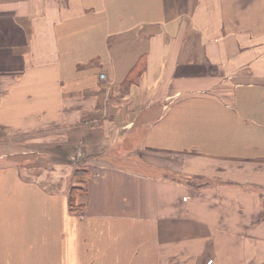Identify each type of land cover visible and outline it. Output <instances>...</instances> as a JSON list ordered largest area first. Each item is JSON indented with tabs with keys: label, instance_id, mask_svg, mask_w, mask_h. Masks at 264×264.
Segmentation results:
<instances>
[{
	"label": "crops",
	"instance_id": "0c3cea01",
	"mask_svg": "<svg viewBox=\"0 0 264 264\" xmlns=\"http://www.w3.org/2000/svg\"><path fill=\"white\" fill-rule=\"evenodd\" d=\"M141 1L0 0V175L27 189L0 264H264V0H155L132 18ZM94 32L99 48L65 60ZM233 126L253 137L227 143ZM72 148L91 153L76 212V162L50 152Z\"/></svg>",
	"mask_w": 264,
	"mask_h": 264
},
{
	"label": "bare ground",
	"instance_id": "6f19581e",
	"mask_svg": "<svg viewBox=\"0 0 264 264\" xmlns=\"http://www.w3.org/2000/svg\"><path fill=\"white\" fill-rule=\"evenodd\" d=\"M137 1L138 0H135L136 3ZM154 5H155V0H142L139 3V6L138 5L136 6L137 11L131 12L132 18L140 16V15H145V13L153 14L155 12ZM138 8H140V10ZM98 43H99V33L97 32L90 33L86 36H79V37L74 38L69 44L70 49L72 50V53L67 54L65 56V60L69 61L76 57L83 56L87 54L91 48H99L100 45ZM82 75H84V72H81V71L74 73V76H77V77L82 76ZM255 93H256L255 91H244L242 93V97H248L253 100ZM255 99H256L255 101L256 106H260L261 104L264 103L263 96L262 97L258 96ZM203 112H205L207 115L209 114V112H214L215 114L213 115H216V117H220L221 115H226L224 114V112L218 111L213 108H209V109L205 108L201 111L192 112V113L202 115L201 113ZM192 113H188L185 116L187 117L191 115ZM249 115L250 114H247L246 116L250 117ZM191 119H194L196 122H194ZM191 119L187 120L188 121L187 123L189 124L187 129L185 127H182V128L186 129L187 131L195 132V134H197V136L199 137L204 136V133H202L201 130L207 132V130L209 129L208 127H206V122H205L206 119L201 120L195 115L191 116ZM172 121L173 120L168 121L167 124H165L164 126L163 125L160 126L159 130H161L162 127L163 128L172 127V124H174L172 123ZM181 123H184V122L180 121V126H181ZM235 125L237 124H234V126ZM180 126L178 130H183L181 129ZM237 127L238 126H236V128L234 127L235 129L233 128L227 129L228 131V135H226L227 143H235L234 141H238V140H241V141L251 140V138L253 137L252 136L253 133H251V129L249 127H244L243 133L236 134V131H238ZM214 131H215L214 129H210V132H214ZM259 132L264 133V129L259 130ZM254 138L256 137L254 136ZM10 178L11 177L9 175L7 177L5 176L2 177L0 175V246H1V243L2 245L5 243L7 233H12L14 235L13 238L16 239L17 242H23V234L26 228V225L23 224L22 222V210H23V206H25L26 203L22 202L21 200L24 197L22 191H26L27 189L25 188V186L19 183L16 179L11 178L10 180ZM32 196L35 198L36 202L40 204L44 203L43 201L44 199L38 193L33 192ZM51 206H52V212L54 216L50 220V222L47 223V225L51 227L50 231H52L57 226L56 225V222H57L56 214H57V210L59 209V205L56 200H53V199L51 200ZM37 222H42V221L37 220ZM117 228H121L120 225ZM116 249L117 248H115V250Z\"/></svg>",
	"mask_w": 264,
	"mask_h": 264
},
{
	"label": "rangeland",
	"instance_id": "374dc122",
	"mask_svg": "<svg viewBox=\"0 0 264 264\" xmlns=\"http://www.w3.org/2000/svg\"><path fill=\"white\" fill-rule=\"evenodd\" d=\"M77 146L79 144H76ZM51 159L52 160H60V161H70L74 160L76 163H74V170L72 171V178L68 181V190H70L71 187H80L83 189L80 194H83L86 191V176L89 168V161H87V154L90 157L91 153L88 150L82 151L80 149L75 150V148L72 149H66L57 151L52 149L51 151ZM208 179H195L193 183L198 185H206L208 184Z\"/></svg>",
	"mask_w": 264,
	"mask_h": 264
},
{
	"label": "trees",
	"instance_id": "16d2710c",
	"mask_svg": "<svg viewBox=\"0 0 264 264\" xmlns=\"http://www.w3.org/2000/svg\"><path fill=\"white\" fill-rule=\"evenodd\" d=\"M83 189H81L80 187H71L69 192H68V205H69V209L71 211H81L82 210V206L78 205L75 201V198L78 194H80V192H82Z\"/></svg>",
	"mask_w": 264,
	"mask_h": 264
}]
</instances>
